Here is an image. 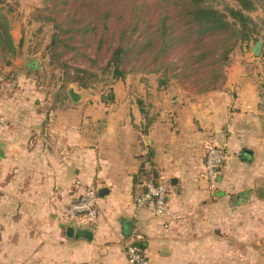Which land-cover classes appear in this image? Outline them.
Here are the masks:
<instances>
[{"label":"crops","instance_id":"obj_1","mask_svg":"<svg viewBox=\"0 0 264 264\" xmlns=\"http://www.w3.org/2000/svg\"><path fill=\"white\" fill-rule=\"evenodd\" d=\"M187 97L147 115L134 97L114 107L2 94L0 264H132L125 246L138 235L152 264H264V98L245 77ZM210 144L228 153L214 190ZM153 176L168 184L161 217L135 203ZM87 186L94 224L64 212Z\"/></svg>","mask_w":264,"mask_h":264},{"label":"rangeland","instance_id":"obj_2","mask_svg":"<svg viewBox=\"0 0 264 264\" xmlns=\"http://www.w3.org/2000/svg\"><path fill=\"white\" fill-rule=\"evenodd\" d=\"M87 2L4 0L2 12L16 51L8 54L0 51V96L42 97L51 102L69 98L68 91L74 88L86 103H99L102 98V102L114 101L113 106L120 107L123 98L130 103L136 98L148 115L168 109L170 100L220 91L228 77L234 81L245 77L264 98V0H255L256 9L250 13L257 24L251 38L237 42L229 63L223 67L225 79L218 80L216 88L208 90L204 88L214 84L202 82L206 77L200 80L184 77V60L179 59L190 47L183 49V43L159 55L151 46L144 47L154 37L159 15L157 0H95L90 5ZM228 2L235 5L232 0L224 4ZM219 3L223 1L215 2L219 7L224 6ZM107 9L113 15L106 21L102 14ZM57 22L61 27H55ZM56 32L61 33L64 42L53 48L51 41ZM121 42L126 47L120 64L125 76L119 79L107 65L112 51ZM67 44L73 48L68 49ZM168 63L176 64L177 68ZM209 74L206 70L205 75ZM201 75L199 72L196 77ZM261 190L264 193V184Z\"/></svg>","mask_w":264,"mask_h":264},{"label":"trees","instance_id":"obj_3","mask_svg":"<svg viewBox=\"0 0 264 264\" xmlns=\"http://www.w3.org/2000/svg\"><path fill=\"white\" fill-rule=\"evenodd\" d=\"M92 1L95 0H88L86 4L90 5ZM216 1L157 0L156 7L159 15L153 30L154 37L148 39L144 45V47L151 46L156 49L158 55L167 52L169 48L173 50L183 43V49L190 47L179 59V61H185L182 63L183 73L186 74L184 77L195 80L206 77L207 79L202 82L214 85L204 88L205 90L216 88L215 82L225 79L223 67L229 63L237 42H247L257 25L250 14L256 9L255 0H232L235 5L229 2L224 4L226 0H222L223 3L219 4H224L223 7L216 5ZM3 3L4 0H0V51L3 54L15 53L16 45L9 30L6 15L2 12ZM112 15L111 9H107L102 14L106 21ZM55 27H61L59 22ZM60 37V32L53 34L51 41L53 48H57L64 42ZM66 46L68 49L73 48L68 44ZM258 46H261L260 42ZM125 55L126 47L121 42L112 51L107 65L114 70V75L119 79L125 76L120 69ZM170 65L177 68L176 64L168 63V66ZM206 70H209V75H205ZM199 72L202 75L196 77ZM160 83L163 85L165 81ZM150 179L157 182L154 176Z\"/></svg>","mask_w":264,"mask_h":264},{"label":"built area","instance_id":"obj_4","mask_svg":"<svg viewBox=\"0 0 264 264\" xmlns=\"http://www.w3.org/2000/svg\"><path fill=\"white\" fill-rule=\"evenodd\" d=\"M4 119L0 117V121ZM228 160V153L223 146L210 144L205 155V177L212 190L217 187L222 174V166ZM168 184L164 181H148L143 193L135 200L136 205L151 204L152 214L161 217L166 207ZM99 195L96 187L87 186L65 207L64 212L69 220L80 221L85 224H94L98 218ZM142 236H137L132 242L126 244V252L132 264H152L140 245Z\"/></svg>","mask_w":264,"mask_h":264},{"label":"water","instance_id":"obj_5","mask_svg":"<svg viewBox=\"0 0 264 264\" xmlns=\"http://www.w3.org/2000/svg\"><path fill=\"white\" fill-rule=\"evenodd\" d=\"M69 95L71 96V98L74 101H79L80 98H81V95L74 88H70L69 89ZM244 152L247 153V154H249V155H252L253 154V151L250 150V149H245ZM67 235L69 237L75 236V229H74V227H68V229H67ZM77 235L80 236V237L88 238V239H91L92 236H93V234H92L91 231H82V232L77 233Z\"/></svg>","mask_w":264,"mask_h":264}]
</instances>
